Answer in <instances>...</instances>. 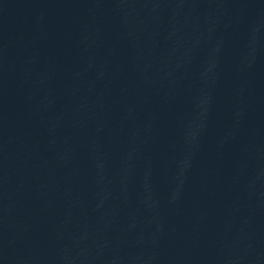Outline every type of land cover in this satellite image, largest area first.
<instances>
[{"label":"water","instance_id":"water-1","mask_svg":"<svg viewBox=\"0 0 264 264\" xmlns=\"http://www.w3.org/2000/svg\"><path fill=\"white\" fill-rule=\"evenodd\" d=\"M264 112V0H0V264H159Z\"/></svg>","mask_w":264,"mask_h":264}]
</instances>
